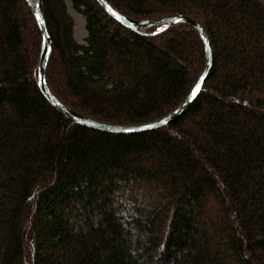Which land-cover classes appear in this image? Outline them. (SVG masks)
Listing matches in <instances>:
<instances>
[{
  "label": "trees",
  "instance_id": "1",
  "mask_svg": "<svg viewBox=\"0 0 264 264\" xmlns=\"http://www.w3.org/2000/svg\"><path fill=\"white\" fill-rule=\"evenodd\" d=\"M42 0L45 80L112 124L173 111L205 65L186 22L150 34L98 0ZM135 20L197 21L211 67L167 124L108 132L68 119L37 84L42 33L0 0V264H264V0H107Z\"/></svg>",
  "mask_w": 264,
  "mask_h": 264
},
{
  "label": "water",
  "instance_id": "2",
  "mask_svg": "<svg viewBox=\"0 0 264 264\" xmlns=\"http://www.w3.org/2000/svg\"><path fill=\"white\" fill-rule=\"evenodd\" d=\"M27 1L36 19L37 25L42 33V47L37 65V78H36L37 84L40 90L42 91V93L44 94V96L47 98V100L57 110H59L62 114H64L68 119L74 122L108 132H134V131L148 130L163 126L191 105V103L195 100L196 96L198 95L197 93L195 97L190 98L195 85L199 82L200 85L202 86V83L210 70L211 48L208 38L204 30L202 29L201 25L197 21L193 20L191 17L174 13L153 19L135 20L115 10L107 0H98V2L105 8L108 14H110L113 18L119 21L123 26L132 29L134 31L146 32L148 29L153 28L151 31H148V33L156 34L166 29L168 26L177 24L179 22H186L190 24L191 26H193V28H195L200 38L202 39L204 52H205V65L202 72L195 80L191 90L189 91L185 99L181 102V104H179V106H177L170 113L156 120L141 124H112L88 117L62 103L53 95V93L49 89L45 80V67L48 60L49 51L51 48V40L45 27L42 0H32V1L27 0ZM200 77H204L203 81H200L199 79ZM162 120H167V123L161 124L160 121ZM147 125H155V127H146ZM126 129H130V130L126 131Z\"/></svg>",
  "mask_w": 264,
  "mask_h": 264
},
{
  "label": "rangeland",
  "instance_id": "3",
  "mask_svg": "<svg viewBox=\"0 0 264 264\" xmlns=\"http://www.w3.org/2000/svg\"><path fill=\"white\" fill-rule=\"evenodd\" d=\"M32 1V0H30ZM66 2V7H67V11L69 12V14L71 15L74 25H73V35L75 37V39L79 42H83L84 41V37L86 36V31L84 29V20H83V16L81 14H79L78 12H76L72 6L69 0H65ZM76 19L78 20V23L76 21Z\"/></svg>",
  "mask_w": 264,
  "mask_h": 264
},
{
  "label": "snow or ice",
  "instance_id": "4",
  "mask_svg": "<svg viewBox=\"0 0 264 264\" xmlns=\"http://www.w3.org/2000/svg\"><path fill=\"white\" fill-rule=\"evenodd\" d=\"M38 18H39V17H38ZM199 79H200V81H203L204 77H200ZM200 90H201V85H200V83L198 82V83L195 85V87H194V89H193V91H192V93H191V97H190V98L195 97V96L197 95V93H199ZM160 123H161V124L167 123V120H162V121H160ZM146 127H155V125H147ZM129 130H130V129H126V131H129Z\"/></svg>",
  "mask_w": 264,
  "mask_h": 264
},
{
  "label": "bare ground",
  "instance_id": "5",
  "mask_svg": "<svg viewBox=\"0 0 264 264\" xmlns=\"http://www.w3.org/2000/svg\"><path fill=\"white\" fill-rule=\"evenodd\" d=\"M77 23H78V20L76 19Z\"/></svg>",
  "mask_w": 264,
  "mask_h": 264
}]
</instances>
